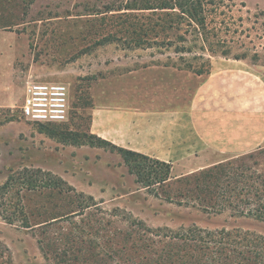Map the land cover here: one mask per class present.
Segmentation results:
<instances>
[{
  "label": "rangeland",
  "instance_id": "rangeland-1",
  "mask_svg": "<svg viewBox=\"0 0 264 264\" xmlns=\"http://www.w3.org/2000/svg\"><path fill=\"white\" fill-rule=\"evenodd\" d=\"M172 3L0 0V264H138L135 255L157 247L150 231L158 228L240 226L264 236L256 221L168 199L184 184L166 188L227 163L264 175V147L202 169L180 161L167 184L144 188L120 154L88 138L96 136L91 113L102 93L134 85L137 73L149 88L169 87L174 108L184 109L200 81L230 61L264 70V0H203L197 21L164 8ZM85 67L92 73L81 72ZM30 82L68 87L67 122L41 125L21 116ZM22 171L60 179L66 194L4 190ZM13 204L25 214L14 213ZM25 219L32 228L22 226Z\"/></svg>",
  "mask_w": 264,
  "mask_h": 264
},
{
  "label": "crops",
  "instance_id": "crops-1",
  "mask_svg": "<svg viewBox=\"0 0 264 264\" xmlns=\"http://www.w3.org/2000/svg\"><path fill=\"white\" fill-rule=\"evenodd\" d=\"M158 84L149 88L137 73L134 85L102 93L92 133L171 168L189 160L202 169L264 147V70L230 61L200 81L184 109Z\"/></svg>",
  "mask_w": 264,
  "mask_h": 264
},
{
  "label": "trees",
  "instance_id": "trees-1",
  "mask_svg": "<svg viewBox=\"0 0 264 264\" xmlns=\"http://www.w3.org/2000/svg\"><path fill=\"white\" fill-rule=\"evenodd\" d=\"M202 3L203 0H173L171 5H166L169 7L164 8L176 9L180 14L197 21ZM88 138L91 144L110 147L111 151L120 154L136 183L144 188L165 185L172 178L171 165L168 163L117 147L94 135ZM251 155L252 153L247 157ZM244 157L246 155L235 160H243ZM231 164L216 165L208 171H199L168 184L166 188L175 184H184L185 187L180 188L183 193L175 190L168 199H174L176 196L184 200L185 204L204 213L220 214L228 211L233 218L253 220L264 225V175L259 171H233L228 167ZM18 178L20 182L13 184L10 180L3 189L12 190L17 186V197L22 191L40 192V189H47L57 196L66 194L61 189L63 182L48 173L22 171ZM17 207L18 204H13L14 213L19 211V214H25L24 206ZM86 208L89 206L82 209ZM72 213L74 212L68 214ZM56 216L57 214L52 218ZM22 226L32 228L26 219ZM150 232L159 238H151L152 244L157 247L151 252L143 250L135 255L138 264H264V236L256 235L240 226L228 229L190 225L179 226L173 230L158 228ZM93 250L94 248L87 253L85 261L94 258Z\"/></svg>",
  "mask_w": 264,
  "mask_h": 264
},
{
  "label": "built area",
  "instance_id": "built-area-1",
  "mask_svg": "<svg viewBox=\"0 0 264 264\" xmlns=\"http://www.w3.org/2000/svg\"><path fill=\"white\" fill-rule=\"evenodd\" d=\"M69 89L58 82H30L26 85L21 116L38 124L58 125L67 122Z\"/></svg>",
  "mask_w": 264,
  "mask_h": 264
}]
</instances>
